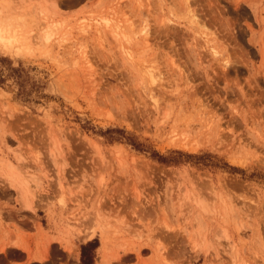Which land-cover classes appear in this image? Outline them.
Instances as JSON below:
<instances>
[{
	"label": "rangeland",
	"instance_id": "1",
	"mask_svg": "<svg viewBox=\"0 0 264 264\" xmlns=\"http://www.w3.org/2000/svg\"><path fill=\"white\" fill-rule=\"evenodd\" d=\"M0 33V264H264V0H0Z\"/></svg>",
	"mask_w": 264,
	"mask_h": 264
},
{
	"label": "bare ground",
	"instance_id": "2",
	"mask_svg": "<svg viewBox=\"0 0 264 264\" xmlns=\"http://www.w3.org/2000/svg\"><path fill=\"white\" fill-rule=\"evenodd\" d=\"M188 7H189V5H188ZM188 10V9H187ZM190 11H191V9H190ZM98 18V17H97ZM100 21H103L106 25L108 24L109 25V22H110V18H102V16H100ZM169 19V18H168ZM96 21H98V22H100L99 21V19H97ZM84 23V22H83ZM82 23V24H83ZM47 24V23H46ZM45 24V30H44V32H43V37H44V40H49L50 38H51V36H52V34H53V31H52V29H51V27H50V24H47L46 25ZM87 24V23H86ZM117 25L116 24H114V27H113V30L118 34V31H117ZM146 27V26H145ZM147 29V28H146ZM81 30V29H80ZM85 30V29H84ZM143 31H144V27H143ZM146 32V31H145ZM147 33L148 32H146V33H144V34H146V36H147ZM1 34V33H0ZM0 38H1V35H0ZM126 48V47H125ZM124 49V48H123ZM125 52H127L128 53V51H127V49H125ZM150 67V66H149ZM153 68H155V67H153ZM155 71V70H154ZM154 71H152L151 69H147V71H146V73L148 74V76H149V79L152 81V82H155L156 81V76H155V73H154ZM149 80V81H150ZM186 144V143H185ZM190 145V144H189ZM90 232V231H89ZM93 232V231H92ZM92 232L91 233H88V234H86L84 237H87L88 235V237L87 238H90L91 236H90V234H92ZM83 234V233H82ZM72 248V247H71ZM75 249V248H74ZM73 252V251H72ZM73 255H74V258L76 259V252L74 251L73 252Z\"/></svg>",
	"mask_w": 264,
	"mask_h": 264
},
{
	"label": "trees",
	"instance_id": "3",
	"mask_svg": "<svg viewBox=\"0 0 264 264\" xmlns=\"http://www.w3.org/2000/svg\"><path fill=\"white\" fill-rule=\"evenodd\" d=\"M2 72L0 73V84L3 82L1 77ZM97 246L96 241H88L81 246V253H80V262L81 264H93L94 261V250Z\"/></svg>",
	"mask_w": 264,
	"mask_h": 264
}]
</instances>
